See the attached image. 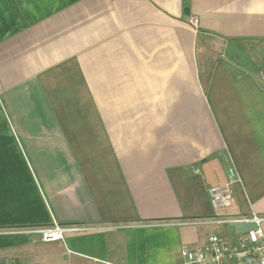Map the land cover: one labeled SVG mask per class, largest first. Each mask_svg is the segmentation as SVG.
<instances>
[{"label":"crops","instance_id":"obj_1","mask_svg":"<svg viewBox=\"0 0 264 264\" xmlns=\"http://www.w3.org/2000/svg\"><path fill=\"white\" fill-rule=\"evenodd\" d=\"M252 214L264 0H0V259L57 246L76 264H175L252 228L212 220ZM53 224L81 231L21 233Z\"/></svg>","mask_w":264,"mask_h":264},{"label":"built area","instance_id":"obj_2","mask_svg":"<svg viewBox=\"0 0 264 264\" xmlns=\"http://www.w3.org/2000/svg\"><path fill=\"white\" fill-rule=\"evenodd\" d=\"M190 24L196 28L198 21L193 19ZM222 186L209 189L208 194L212 207L225 212L232 204V177ZM211 224L222 225H251L252 228L240 234L233 242L227 241L219 234H212L206 242L196 248L183 245L180 248V261L175 264H264V218L252 214L249 217L220 216ZM81 231L78 227L53 224L49 227L27 229L23 234H33L40 237L43 243H55L64 240L66 233ZM0 264H14L9 259H0Z\"/></svg>","mask_w":264,"mask_h":264},{"label":"rangeland","instance_id":"obj_3","mask_svg":"<svg viewBox=\"0 0 264 264\" xmlns=\"http://www.w3.org/2000/svg\"><path fill=\"white\" fill-rule=\"evenodd\" d=\"M63 252L64 251L57 246L38 247L36 250V254L39 256L40 260L39 264H76L77 261H79L74 256H62L61 254H63ZM84 263L88 264V262Z\"/></svg>","mask_w":264,"mask_h":264},{"label":"water","instance_id":"obj_4","mask_svg":"<svg viewBox=\"0 0 264 264\" xmlns=\"http://www.w3.org/2000/svg\"><path fill=\"white\" fill-rule=\"evenodd\" d=\"M185 14L188 15V10H185Z\"/></svg>","mask_w":264,"mask_h":264}]
</instances>
